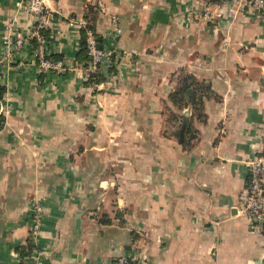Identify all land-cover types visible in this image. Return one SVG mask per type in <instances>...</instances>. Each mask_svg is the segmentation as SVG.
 I'll use <instances>...</instances> for the list:
<instances>
[{"label": "crops", "instance_id": "1", "mask_svg": "<svg viewBox=\"0 0 264 264\" xmlns=\"http://www.w3.org/2000/svg\"><path fill=\"white\" fill-rule=\"evenodd\" d=\"M19 1L0 0V264H264V225L236 211L246 163L264 155V14L235 0L209 3V20L208 0H47L46 50L71 67L56 73L35 65L37 22ZM89 6L109 56L87 87L69 23ZM10 30L28 43L7 53ZM182 70L213 92L189 146L190 111L167 124Z\"/></svg>", "mask_w": 264, "mask_h": 264}, {"label": "built area", "instance_id": "2", "mask_svg": "<svg viewBox=\"0 0 264 264\" xmlns=\"http://www.w3.org/2000/svg\"><path fill=\"white\" fill-rule=\"evenodd\" d=\"M47 0H21L15 4V6L21 10H25L31 14L37 22V30L42 29L50 18L49 9L45 3ZM241 7H246L251 12L258 15L264 14V0H235ZM210 5L207 2L202 3L203 12L202 18L204 20H209L211 18ZM101 6V5H100ZM71 26L76 25L81 28L85 26V22L80 21L70 22ZM35 38L38 42V47L34 49L33 60L35 65L45 72L53 71L56 73H62L65 71L62 62H51L45 59L47 55V50L45 47V41L36 32ZM87 47L89 54L92 57V62L89 65L87 71H83L84 74L96 73L99 71V66H102L104 58L108 57L109 54L101 49H97V44L93 34L87 32ZM28 43V38L23 37L17 33H12L11 30L3 37V44L5 46L6 52L10 50L18 51L23 48L25 44ZM37 61V62H36ZM87 77V75H85ZM2 114V109L0 108V115ZM247 172L248 181L246 183L245 189L242 191L240 203L236 207L238 214L245 217L248 221L252 223L257 229H262L264 225V155L259 154L247 161ZM42 208L36 205L33 209V233L34 236L37 234L38 230V220L39 214ZM40 253H36L32 256V264H40ZM113 264H135L130 261L127 257L121 256L115 259Z\"/></svg>", "mask_w": 264, "mask_h": 264}, {"label": "trees", "instance_id": "3", "mask_svg": "<svg viewBox=\"0 0 264 264\" xmlns=\"http://www.w3.org/2000/svg\"><path fill=\"white\" fill-rule=\"evenodd\" d=\"M208 3L211 4H219L221 0H208ZM96 17V10L94 6H89L87 9V14L84 16L85 18V26L81 27L79 34V45H78V51L74 57V63L72 65V68L78 67L82 71H87L89 69V65L92 62V57L89 54V50L87 47V32L90 31L94 38L96 44H100L99 36L95 33L94 29V22ZM37 24H35V28H37ZM37 32L41 37L42 40L45 41V45L48 41V33L43 28L38 29ZM33 43L34 49L38 47V42L36 38L34 37L31 41ZM102 50V49H101ZM112 60H114L115 56L110 57ZM45 59L50 60L51 62H62L63 67L65 68V71H68L69 67L66 64V58L62 55L58 54H50L47 52V55H45ZM37 62V61H36ZM40 70V69H39ZM70 70V69H69ZM41 72H45L43 70H40ZM114 73L115 70L111 67L107 70V73ZM106 73H103L102 67L99 66V71L96 73H87L84 74L87 75L86 81L84 82L85 86H97L103 82L106 81ZM177 77V85L174 89V91L169 95V100L171 104L174 106V108L177 110L180 114H175L173 112H169L167 115V124L172 126L177 123V121H183L184 116L181 114L183 110L187 109L190 111V117L188 119L187 128L185 130V139L183 142V145L189 146L191 142L196 137V131L193 129V121H205L206 115L204 114V101L206 98L213 95V92L211 91V88L209 84L205 82H199L196 80V78L188 73L185 70H182ZM4 92V87L0 86V100L2 99V95ZM102 224H109V221L106 219H103L100 221ZM33 249V245L30 243L26 246V248L22 249L21 254L26 256L31 253Z\"/></svg>", "mask_w": 264, "mask_h": 264}, {"label": "water", "instance_id": "4", "mask_svg": "<svg viewBox=\"0 0 264 264\" xmlns=\"http://www.w3.org/2000/svg\"><path fill=\"white\" fill-rule=\"evenodd\" d=\"M97 49H101L100 44L97 45ZM188 115H189V113L185 112L184 116L186 117V119H184V121H183V123L181 125V128H180V131H179V137H180L181 141L184 138V133H185L186 126H187V117H188Z\"/></svg>", "mask_w": 264, "mask_h": 264}, {"label": "rangeland", "instance_id": "5", "mask_svg": "<svg viewBox=\"0 0 264 264\" xmlns=\"http://www.w3.org/2000/svg\"><path fill=\"white\" fill-rule=\"evenodd\" d=\"M178 75H180V74H178ZM167 115H168V114H167ZM33 203H34V204H33L32 209H34V207H35L36 205H38V204H37V203H38L37 201H33Z\"/></svg>", "mask_w": 264, "mask_h": 264}]
</instances>
